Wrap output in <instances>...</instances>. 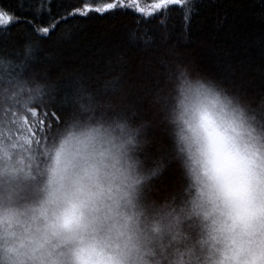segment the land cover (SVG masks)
Listing matches in <instances>:
<instances>
[{
  "label": "snow or ice",
  "instance_id": "1",
  "mask_svg": "<svg viewBox=\"0 0 264 264\" xmlns=\"http://www.w3.org/2000/svg\"><path fill=\"white\" fill-rule=\"evenodd\" d=\"M201 0H64L54 11V0H17L15 7L0 6V209L34 200L40 193L44 170L53 156L61 161L58 141L70 130L85 124L119 134V147L129 161L128 195L142 207L168 206L177 212L179 242L157 253L163 264H199L204 244V226L190 199L193 190L184 168L183 149L170 115L173 85L195 77L222 89L241 101L253 116L264 121V72L259 87L252 89L242 76L228 70L219 76L200 71L196 61L168 43L164 33L144 28H126V51L117 52L98 75L77 73L58 86L52 82L43 41L51 40L62 25L77 18L110 19L127 10L137 12L147 23L157 20L158 29L170 33L173 13H180L181 27L190 28ZM147 5V7H145ZM47 19L42 20V14ZM31 14V15H29ZM30 26L22 40L12 29ZM65 32L61 38H68ZM119 69V73L116 72ZM89 160H67L66 167H87ZM86 201L73 203L61 225L71 235L82 227ZM183 215L186 218L181 219ZM185 228L193 231L189 243ZM264 264V253L255 259Z\"/></svg>",
  "mask_w": 264,
  "mask_h": 264
},
{
  "label": "clouds",
  "instance_id": "2",
  "mask_svg": "<svg viewBox=\"0 0 264 264\" xmlns=\"http://www.w3.org/2000/svg\"><path fill=\"white\" fill-rule=\"evenodd\" d=\"M169 103L198 206L187 216L204 226L199 264H255L264 253V121L191 76L173 85ZM119 144L117 132L89 124L61 137L63 159H49L38 197L0 209V264H163L157 253L179 242V213L133 201ZM84 157L87 167H66ZM81 200L82 227L71 235L61 225ZM183 234L190 243L193 231Z\"/></svg>",
  "mask_w": 264,
  "mask_h": 264
},
{
  "label": "trees",
  "instance_id": "3",
  "mask_svg": "<svg viewBox=\"0 0 264 264\" xmlns=\"http://www.w3.org/2000/svg\"><path fill=\"white\" fill-rule=\"evenodd\" d=\"M16 3L17 0H0V6L5 8L15 7ZM138 3L144 4V0ZM62 4L64 0H54V11H60ZM172 15L169 28L174 30L170 33L158 29L157 20L147 23L131 10L110 19L70 20L51 40L42 42L45 51L41 55L53 57L48 65L52 82L59 86L77 73L98 75L96 69H104L118 51L135 59L139 54L125 50L123 33L126 28L136 27L139 19L141 30L148 28L164 33L168 43L193 58L201 72L219 76L228 70L242 76L250 88L259 87L261 72H264V0H201L188 29L181 27L178 11ZM46 19L47 14H42V20ZM29 32L30 26L23 25L13 28L12 36L22 40ZM65 32L69 37L61 38Z\"/></svg>",
  "mask_w": 264,
  "mask_h": 264
},
{
  "label": "bare ground",
  "instance_id": "4",
  "mask_svg": "<svg viewBox=\"0 0 264 264\" xmlns=\"http://www.w3.org/2000/svg\"><path fill=\"white\" fill-rule=\"evenodd\" d=\"M99 2H100V3H103V2H104V0H99Z\"/></svg>",
  "mask_w": 264,
  "mask_h": 264
}]
</instances>
